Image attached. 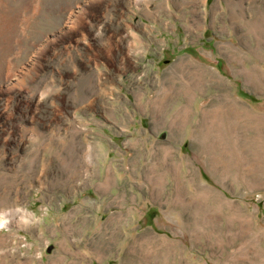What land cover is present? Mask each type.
<instances>
[{"label":"rangeland","instance_id":"rangeland-1","mask_svg":"<svg viewBox=\"0 0 264 264\" xmlns=\"http://www.w3.org/2000/svg\"><path fill=\"white\" fill-rule=\"evenodd\" d=\"M3 214L0 264H264V0H0Z\"/></svg>","mask_w":264,"mask_h":264},{"label":"bare ground","instance_id":"bare-ground-1","mask_svg":"<svg viewBox=\"0 0 264 264\" xmlns=\"http://www.w3.org/2000/svg\"><path fill=\"white\" fill-rule=\"evenodd\" d=\"M137 38V37H136ZM142 41V40H141ZM17 211V210H16ZM7 214V213H6ZM6 214H3L2 216V218H0V224L1 225H6L7 223H8V221H9V218L7 217V215Z\"/></svg>","mask_w":264,"mask_h":264}]
</instances>
